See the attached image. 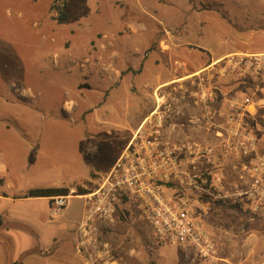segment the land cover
Returning <instances> with one entry per match:
<instances>
[{
	"label": "rangeland",
	"instance_id": "374dc122",
	"mask_svg": "<svg viewBox=\"0 0 264 264\" xmlns=\"http://www.w3.org/2000/svg\"><path fill=\"white\" fill-rule=\"evenodd\" d=\"M55 4L67 21H57ZM232 52H264V0H0V191L71 190L48 216L44 202L24 203L39 213L27 227L37 250L23 261L84 264L75 233L85 200L76 193L100 183L158 102L192 103L199 86L236 93L255 103L247 120L264 143V84L210 78L212 60ZM183 129L170 139L211 142ZM202 219L217 264H264V217L214 205ZM109 240L119 264H191L177 247H152L142 216Z\"/></svg>",
	"mask_w": 264,
	"mask_h": 264
},
{
	"label": "built area",
	"instance_id": "2783aa9c",
	"mask_svg": "<svg viewBox=\"0 0 264 264\" xmlns=\"http://www.w3.org/2000/svg\"><path fill=\"white\" fill-rule=\"evenodd\" d=\"M208 69L211 79L224 83L264 84V52H232ZM200 96L215 105L226 100L221 106L227 114L221 117L214 110L205 117L215 128L213 141L169 139L165 128L179 111L171 101L158 102L97 189L82 196L85 212L78 226L77 253L84 264H119L109 239L130 216H142L152 247H177L191 264L221 261L202 219L210 206L264 217V152L247 120L252 102L231 97L220 87ZM70 197L52 198L51 213L66 207Z\"/></svg>",
	"mask_w": 264,
	"mask_h": 264
},
{
	"label": "crops",
	"instance_id": "0c3cea01",
	"mask_svg": "<svg viewBox=\"0 0 264 264\" xmlns=\"http://www.w3.org/2000/svg\"><path fill=\"white\" fill-rule=\"evenodd\" d=\"M202 69L203 68H200V70L187 72L186 74H183L178 79L183 78L185 80L180 81L178 83L186 81L187 76L188 77L195 76ZM205 91L206 90L203 87L201 88V86L193 88L191 92L192 103L191 102L184 103L183 100L181 99L177 100L178 103H175V105L179 111V114L175 116L170 121V124L165 128V134L168 136L169 139L172 133H176L177 131L188 134L187 131H183L184 130L183 128L186 127L187 125L194 127L195 135L201 137L202 141L203 140L213 141L215 139V128L214 129L212 127L210 128L207 121H205V117L208 112L214 110L220 113V116L222 117V114L228 113V109L225 108L224 106H221L226 102L225 99H220L221 102L217 104L218 106L215 105L214 103H211L210 107L213 110L210 107L208 108V106L205 105V102L201 99L200 96ZM235 94L233 93V95ZM233 95L231 96L230 94L231 97H234ZM157 99L160 98L157 97ZM251 106H254V108L256 107L255 103H252ZM155 107L156 104L153 105L152 109L149 110L148 114L143 117L139 125L147 117L151 115ZM250 112L251 114H253L251 107H250ZM190 120L194 121V123H190L189 122ZM177 123H181V124L186 123V125L184 124L182 127L176 128ZM204 124L207 127L203 126ZM39 202L40 203L44 202L49 206V212L47 213L48 216L49 213L51 212L52 198H42V197L26 198L24 196L19 198L15 196L13 198L6 191H0V217L3 220V224L0 226V264H33L28 262L27 260L23 261V259H25V257L28 254H32V253L34 254L37 250L36 247L34 248L32 238L31 236H29L30 233L28 232L27 227H29L30 229L31 225H35V226L37 225L38 221L36 220V218L38 216L39 211H37L36 208L35 210H33L32 208L27 209L24 203H30L33 205L34 203L37 204ZM38 209L40 208L38 207ZM75 234H76L75 235L76 241L78 243L77 233ZM47 238L49 237H46L44 240L48 241ZM45 249L46 248L42 249V247H40L39 254L42 256L48 255L49 252L46 251Z\"/></svg>",
	"mask_w": 264,
	"mask_h": 264
},
{
	"label": "trees",
	"instance_id": "16d2710c",
	"mask_svg": "<svg viewBox=\"0 0 264 264\" xmlns=\"http://www.w3.org/2000/svg\"><path fill=\"white\" fill-rule=\"evenodd\" d=\"M53 8L56 9V11L59 13V17L57 18V21L59 23H62L63 21H67L68 16H67V13L65 12V5H64V9L61 8L60 5H56V4L53 5ZM258 144H259L260 150L264 152V148L262 147V144L264 145L263 141L258 139ZM98 186L99 184L94 185L90 183L86 189H79L76 194L86 195L88 193L93 192L95 189H97ZM70 192L71 190L65 187H62V188H34V189H30L24 197L26 198H31V197L55 198L59 196H69ZM2 224H3V220L0 217V226Z\"/></svg>",
	"mask_w": 264,
	"mask_h": 264
},
{
	"label": "bare ground",
	"instance_id": "6f19581e",
	"mask_svg": "<svg viewBox=\"0 0 264 264\" xmlns=\"http://www.w3.org/2000/svg\"><path fill=\"white\" fill-rule=\"evenodd\" d=\"M67 106H69V105H67Z\"/></svg>",
	"mask_w": 264,
	"mask_h": 264
}]
</instances>
